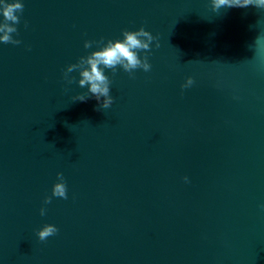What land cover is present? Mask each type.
<instances>
[{
    "label": "water",
    "instance_id": "obj_1",
    "mask_svg": "<svg viewBox=\"0 0 264 264\" xmlns=\"http://www.w3.org/2000/svg\"><path fill=\"white\" fill-rule=\"evenodd\" d=\"M21 2V43L0 42V264H264V10ZM141 27L151 70L105 69L108 109L73 102L84 42ZM58 172L68 199L44 204Z\"/></svg>",
    "mask_w": 264,
    "mask_h": 264
},
{
    "label": "clouds",
    "instance_id": "obj_2",
    "mask_svg": "<svg viewBox=\"0 0 264 264\" xmlns=\"http://www.w3.org/2000/svg\"><path fill=\"white\" fill-rule=\"evenodd\" d=\"M212 10L218 12L221 8H247L254 6L257 9L264 10V0H211ZM24 4L21 0H0V15L3 20L0 21V42L18 45L21 43L18 39H13L11 34L17 33L15 25L20 23V18L17 13H23ZM27 26V25H25ZM122 39L108 40L104 43L100 41L84 42V48L89 49L93 44L99 45L98 50L92 51L87 56H81L77 63L70 64L64 71V79L69 83L76 82L75 77H70L69 74L76 71L79 74L78 85L80 88H87V92L75 95L73 102H85L88 99L95 98L99 109H108L114 103V97L110 94V85L112 80L105 74V69L111 70L113 75L117 72V68L123 69L130 76L137 69L144 72L151 70L149 63V55L151 54V45L156 41L158 48L159 42L149 31L143 27L135 31L123 30ZM259 45V38H257ZM140 53H144L143 56ZM194 80L188 77L186 82L181 85L182 89L192 86ZM98 110V108H97ZM185 182L187 177L183 178ZM52 197L68 199L67 185L62 173H57V182L52 188V195L44 198V204H50ZM46 214V209L41 207L40 215ZM58 228L53 224H45L37 231V236L40 241H46L50 236L58 233Z\"/></svg>",
    "mask_w": 264,
    "mask_h": 264
}]
</instances>
